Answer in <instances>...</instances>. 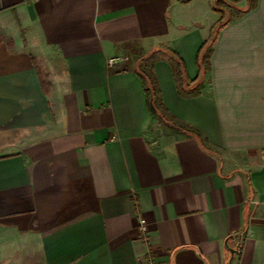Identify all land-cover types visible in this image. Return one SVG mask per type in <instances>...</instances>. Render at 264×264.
Listing matches in <instances>:
<instances>
[{
	"label": "crops",
	"instance_id": "crops-1",
	"mask_svg": "<svg viewBox=\"0 0 264 264\" xmlns=\"http://www.w3.org/2000/svg\"><path fill=\"white\" fill-rule=\"evenodd\" d=\"M154 51L207 146L154 109ZM230 237L264 264V0H0V264H228Z\"/></svg>",
	"mask_w": 264,
	"mask_h": 264
},
{
	"label": "trees",
	"instance_id": "trees-1",
	"mask_svg": "<svg viewBox=\"0 0 264 264\" xmlns=\"http://www.w3.org/2000/svg\"><path fill=\"white\" fill-rule=\"evenodd\" d=\"M249 1V5L252 6L255 2V0H248ZM218 7L215 6V9H217ZM220 24H217L216 26V30L222 26ZM161 55L157 52H151V54L149 53V55L143 57L140 60V63L138 65L139 69H138V74L141 77V80H143L144 82V86L146 89V92L152 97V105L154 107V109L156 111H160L162 115H164L166 117V119H168L171 122H174L176 125H178L182 130L189 132L191 134H194L200 138H202V142L204 143V145H208V141H206L207 139H205V137L203 136L202 132L200 129H197V127L195 126H191L189 124L183 123L178 121L176 118L165 115V113L163 112V105L161 102V98L158 92V88H157V84L156 81L154 79V74H153V64L155 63V61L160 57ZM204 62L208 61V55L205 52L204 56ZM174 63V70H175V76H176V80L178 81V83H180L181 86V82L183 80V69L184 66L182 65L183 63L181 62V60L173 61Z\"/></svg>",
	"mask_w": 264,
	"mask_h": 264
},
{
	"label": "built area",
	"instance_id": "built-area-1",
	"mask_svg": "<svg viewBox=\"0 0 264 264\" xmlns=\"http://www.w3.org/2000/svg\"><path fill=\"white\" fill-rule=\"evenodd\" d=\"M127 59L128 57L126 55L116 54L109 59V64L113 67V65L121 64L125 62ZM139 222H140L141 230L144 232L147 231L148 230L147 222L144 219H141Z\"/></svg>",
	"mask_w": 264,
	"mask_h": 264
},
{
	"label": "water",
	"instance_id": "water-1",
	"mask_svg": "<svg viewBox=\"0 0 264 264\" xmlns=\"http://www.w3.org/2000/svg\"><path fill=\"white\" fill-rule=\"evenodd\" d=\"M232 237H230V238H228L227 240H226V242H224V244L226 245V247H227V249L229 250V252H230V255H229V260H228V264H232V261H233V259H234V256H235V254H236V252L237 251H239L236 247H234V246H232L231 244H230V239H231Z\"/></svg>",
	"mask_w": 264,
	"mask_h": 264
},
{
	"label": "rangeland",
	"instance_id": "rangeland-1",
	"mask_svg": "<svg viewBox=\"0 0 264 264\" xmlns=\"http://www.w3.org/2000/svg\"><path fill=\"white\" fill-rule=\"evenodd\" d=\"M179 13H180V16L182 18H186V16H188V10L185 7L181 8V11ZM225 18H227V13H226V15L224 13H222V19L220 21L222 22L223 19H225Z\"/></svg>",
	"mask_w": 264,
	"mask_h": 264
}]
</instances>
